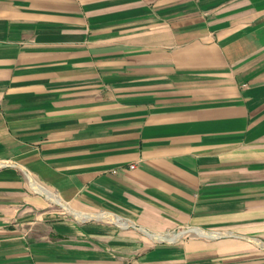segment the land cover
<instances>
[{
	"label": "crops",
	"instance_id": "obj_1",
	"mask_svg": "<svg viewBox=\"0 0 264 264\" xmlns=\"http://www.w3.org/2000/svg\"><path fill=\"white\" fill-rule=\"evenodd\" d=\"M0 264H264V0H0Z\"/></svg>",
	"mask_w": 264,
	"mask_h": 264
},
{
	"label": "built area",
	"instance_id": "obj_2",
	"mask_svg": "<svg viewBox=\"0 0 264 264\" xmlns=\"http://www.w3.org/2000/svg\"><path fill=\"white\" fill-rule=\"evenodd\" d=\"M133 166H131V168H132Z\"/></svg>",
	"mask_w": 264,
	"mask_h": 264
}]
</instances>
